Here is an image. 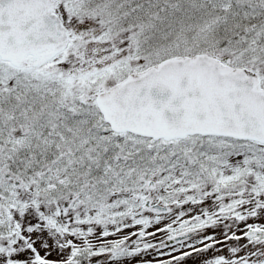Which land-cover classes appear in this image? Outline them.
Listing matches in <instances>:
<instances>
[{
  "label": "snow or ice",
  "instance_id": "6c2138e0",
  "mask_svg": "<svg viewBox=\"0 0 264 264\" xmlns=\"http://www.w3.org/2000/svg\"><path fill=\"white\" fill-rule=\"evenodd\" d=\"M260 221L264 0H0V264H264Z\"/></svg>",
  "mask_w": 264,
  "mask_h": 264
},
{
  "label": "rangeland",
  "instance_id": "374dc122",
  "mask_svg": "<svg viewBox=\"0 0 264 264\" xmlns=\"http://www.w3.org/2000/svg\"><path fill=\"white\" fill-rule=\"evenodd\" d=\"M170 221L169 220H165V221H162V223L160 225H157V226H153L152 228L149 229V231H155L156 227H164L167 223H169ZM252 222H256V221H253V220H250L249 223H252ZM261 223H264V221H260ZM244 225L241 224L240 225V228L243 229ZM135 229H128L126 230V232H131V231H134ZM216 235H217V238H222L221 237V229L220 228H217L214 230ZM233 231H236V229H233ZM209 233L213 232L212 229H209L208 230ZM237 234L239 235L240 232L237 231ZM165 238V234L164 233H157V236L155 237V239L153 240V242H158L159 240L161 239H164ZM149 239H152V238H149ZM245 241H241V243H244ZM199 247V245H197ZM187 250V249H185ZM163 251H170V248L169 249H163ZM178 253H173V255H176ZM222 254H225L227 255L226 251L223 252ZM243 254V253H241ZM213 255L212 252H209V253H202L200 255H196L194 254L193 256L191 257H188L186 258L182 264H203V260L205 258H210L211 256ZM152 257L153 258H156V259H169L170 257H167V256H164V257H161V256H158L156 253H152Z\"/></svg>",
  "mask_w": 264,
  "mask_h": 264
},
{
  "label": "water",
  "instance_id": "95a60500",
  "mask_svg": "<svg viewBox=\"0 0 264 264\" xmlns=\"http://www.w3.org/2000/svg\"><path fill=\"white\" fill-rule=\"evenodd\" d=\"M170 244L172 243V242H169Z\"/></svg>",
  "mask_w": 264,
  "mask_h": 264
}]
</instances>
